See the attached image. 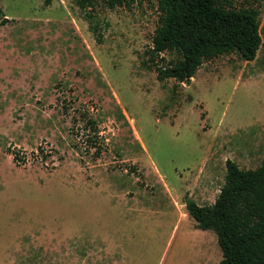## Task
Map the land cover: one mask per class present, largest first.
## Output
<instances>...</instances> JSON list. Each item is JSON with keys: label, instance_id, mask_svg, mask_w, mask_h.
Masks as SVG:
<instances>
[{"label": "rangeland", "instance_id": "obj_1", "mask_svg": "<svg viewBox=\"0 0 264 264\" xmlns=\"http://www.w3.org/2000/svg\"><path fill=\"white\" fill-rule=\"evenodd\" d=\"M233 4L260 10L256 58L180 82L158 78L178 54L150 51L155 0H0V264H219L186 199L264 163V0Z\"/></svg>", "mask_w": 264, "mask_h": 264}, {"label": "trees", "instance_id": "obj_2", "mask_svg": "<svg viewBox=\"0 0 264 264\" xmlns=\"http://www.w3.org/2000/svg\"><path fill=\"white\" fill-rule=\"evenodd\" d=\"M109 8L151 0H104ZM160 11L150 49L153 55L178 54L158 66V78L189 82L205 60L238 52L252 61L262 45L260 10L237 8L233 0H155ZM95 0H76L86 9ZM51 0H46L49 5ZM92 17V14L88 15ZM1 23L10 20L0 6ZM93 126L95 123L90 120ZM95 129V126L93 127ZM188 214L197 226L214 230L223 258L219 264H264V163L243 169L227 160L225 184L211 205L186 199Z\"/></svg>", "mask_w": 264, "mask_h": 264}]
</instances>
